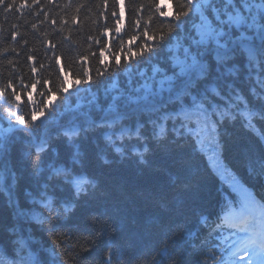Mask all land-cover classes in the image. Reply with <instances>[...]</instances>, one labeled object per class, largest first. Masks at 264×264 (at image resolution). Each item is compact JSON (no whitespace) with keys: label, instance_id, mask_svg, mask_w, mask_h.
I'll return each mask as SVG.
<instances>
[{"label":"snow or ice","instance_id":"snow-or-ice-1","mask_svg":"<svg viewBox=\"0 0 264 264\" xmlns=\"http://www.w3.org/2000/svg\"><path fill=\"white\" fill-rule=\"evenodd\" d=\"M103 2L107 5L108 0ZM118 2L123 4L124 0ZM32 3H38V0H32ZM27 6V0H0V9L5 15L15 14L17 10L22 12ZM145 10L152 12L153 23H165V14L156 5V0H141L135 12ZM112 15L116 16L115 11ZM167 24V29L159 32V41H153L155 46L148 47L146 54L138 55L134 62L116 61L115 69L97 70L94 76L91 71L73 72L74 76L80 77L77 92L83 89L90 93L93 85L107 81L104 99L102 102L91 93L86 108L80 102L70 107L76 115L66 126L59 127L54 136L46 133L42 138L36 135L37 129L45 131L48 128V117L38 121L34 110L31 119L36 123L27 124V115L20 113L27 108L28 101L22 102L23 92H11L5 101L7 107L0 111L9 122L6 128H0V194L5 197L4 203L14 220L30 222L33 209L39 206L41 212L47 211L48 222H67L79 214L80 222L95 225L107 210L92 207L99 181L87 171V153L82 148V142L90 136L99 149L96 159L104 165L112 163L107 155L109 151H114L121 159L127 151L128 155L139 157L138 164L147 167L145 154L152 152L153 145L159 147L167 142L178 150L181 161L196 154L195 144L206 145L207 151L214 153L215 168L231 170L236 177L228 188L221 182L215 197L218 208L231 201L238 209L235 218L239 231L222 235V226L212 229L210 221L218 213L205 208L193 213L194 223L189 226L184 211L188 202L186 195L178 198L150 188L139 190L136 198L151 209L145 222L159 235L158 261L154 260V264H209V260L212 264H264V213L257 216L255 211L257 197L264 201V127H260L264 126V0H183L174 21L168 20ZM31 26L36 27L35 24ZM136 26L143 39L142 29H148L150 25L137 20ZM16 27L13 25L14 29ZM120 31L117 26L116 32ZM10 36L19 39L20 33L13 30ZM135 39L133 36L132 40ZM50 47L53 50L51 59L59 63L60 57L55 55L57 46ZM106 51V46L100 47L101 60ZM162 53V59L155 60ZM92 59L94 56L88 58L89 69ZM35 60V56H27V61ZM80 61L83 69L85 56L82 55ZM65 67L70 69L71 66ZM40 68L43 69V65ZM30 71L36 74L37 68L33 66ZM53 71L56 79L51 84L49 80H42L40 86L49 85L59 91L64 79L60 71L55 68ZM121 75L125 78L123 86L118 79ZM56 81H59L58 85ZM32 87L36 88L37 84L33 83ZM8 88L15 89V77L0 90V97H5ZM63 91L67 94L64 96L67 103L71 92L67 88ZM28 100H32L31 92H28ZM40 104L43 105V99ZM14 105L15 112L12 111ZM230 127L252 135L260 132L257 136L260 150L250 146L241 150L244 175L232 168L225 155L228 149L225 131ZM13 130L24 132L28 137L16 164L11 159L15 144ZM53 139L63 141V153L59 148H53ZM127 144L131 147L126 148ZM189 144L192 145L191 152L185 151ZM25 174L34 181V186L30 191L24 190L22 202L19 183ZM167 175L171 176L168 188L173 192L189 187L191 177L185 175L183 169ZM211 175L214 172H209ZM245 176L259 184V192ZM39 177H44L42 182ZM237 192L241 193L239 199ZM26 204L29 207L24 211ZM181 227L192 240L187 258L173 247L174 229ZM53 235L59 240L58 233ZM20 237L18 224L0 221V245H3L5 256L11 257L0 264H41ZM94 238L97 243L102 241L107 249L95 258L94 264H117L122 259L123 247L110 234L104 239L103 228L94 233ZM160 248L165 249V254L160 253ZM90 250L83 248L77 253L79 264H93L82 255Z\"/></svg>","mask_w":264,"mask_h":264},{"label":"trees","instance_id":"trees-1","mask_svg":"<svg viewBox=\"0 0 264 264\" xmlns=\"http://www.w3.org/2000/svg\"><path fill=\"white\" fill-rule=\"evenodd\" d=\"M140 3L141 0H124L123 18L117 0H108L107 5L103 0H52L51 3L48 0H38L35 4L32 0H27L28 6L22 12L17 10L15 14L5 15L0 9V90H4L15 77V89L8 88L5 97H0V111L7 107L5 101L13 90L23 92L22 102L28 101V103L27 108L20 114L27 115L26 123L29 125L36 123L31 119L34 110L38 121L48 117L46 121L48 128L45 131L36 130V135L43 138L46 133L54 136L59 127L66 126L72 116L76 115L69 110L70 107L80 102L86 108L91 93H95L103 102V89L107 86V81L101 85H93L90 93L83 89L77 92L75 89L78 87L77 81L80 77L72 73L91 71L94 76L97 70L103 72L109 68L115 69L116 61L134 62L138 55L146 54L148 47L155 46L153 41H159V32L167 29L168 20L174 21L183 0H156V5L163 9L166 17V19L161 17L165 19L163 25L159 21L153 23L154 17L151 11L135 12ZM113 11L116 13L115 17L112 15ZM102 13L105 15H101ZM73 17L76 18L75 21ZM53 20L56 21L55 24ZM137 20H141L142 24L150 25V28L142 29L143 39L140 38L141 30L136 26ZM32 24L36 27L32 28ZM13 25L18 27L14 29ZM117 26L121 29L119 33L116 32ZM13 30L20 33L19 39L11 38L10 33ZM133 36H136L135 40H132ZM88 37L93 39L89 40ZM50 45L57 46L55 55L60 57L59 63L51 59L53 50ZM103 46L107 47V51L101 60L100 47ZM29 55L35 56L36 60L27 61ZM82 55L85 56L83 69L80 61ZM163 55L164 53L155 60L162 59ZM93 56L89 69L88 58ZM97 61L100 63L98 64ZM105 61L107 63H104ZM40 65H43V69ZM66 65H70V69L66 68ZM33 66L37 68L36 74L30 71ZM142 66L146 67V65ZM53 68L60 71L61 78L64 79L63 87L59 91H55L49 85L40 86L42 80H49L51 84L56 79ZM118 79L123 86L125 78L121 75ZM33 83L37 84L36 88L32 87ZM56 84L58 85L59 81H56ZM63 88L71 92V98L67 103L64 101V96L67 94L64 93ZM28 92L32 93L30 101ZM12 99L14 100V97ZM42 99L43 105L40 104ZM12 111H16L15 105ZM8 123L6 116L0 115V128H6ZM13 131L14 135L9 134L13 135L15 140L11 159L13 164H16L21 150L26 147L28 137L24 132ZM259 135V131L256 135H252L231 127L225 131V140L228 142L225 155L232 168L237 169L241 175H244L241 150L245 146L260 150L261 143L257 139ZM132 143L134 144L135 141ZM52 145L63 153L62 140L53 139ZM130 147L131 144L126 145V148ZM82 148L87 153V171L99 181V186L94 192L92 207L100 211L107 210V214L100 217L95 225L80 222L79 214L67 222H48L47 211L41 212L39 206L33 209L30 222L24 219L14 220L4 203L5 197L0 194V221L9 225L16 223L20 226V238L33 257L40 259L41 264H79L77 253L83 248L91 249L82 255H86V258L94 264L95 258L107 251L102 241L97 243L94 238V233L101 228L104 231V239L110 234L117 244L123 247L124 255L117 264H154V260L157 261L159 235L146 224L145 217L151 209L146 208L143 202L136 198V193L150 188L154 191L166 192L169 197L175 195L179 198L186 195L188 202L184 211L191 226L194 223L193 213L201 208L216 213L215 192L223 182L221 174L225 175L228 181L236 179L231 170L215 168L214 153L207 151L206 145L195 144L196 154L186 161L179 160L178 150L172 145H167V142L159 147L153 145L152 152L145 154L148 160L147 167L138 164L139 157L128 155L127 151L123 159L114 151H109L107 155L112 163L102 164L96 159L99 149L92 143L91 136L87 141L82 142ZM192 150L191 144L185 149L188 152ZM139 151L143 152V148ZM178 169H183L185 175L191 177V182L187 189L178 188L173 192L168 188L171 176L167 174H175ZM209 172H214V175L209 176ZM38 179L42 182L44 177ZM245 179L249 178L245 176ZM249 183L255 184L256 191L259 192L257 182L249 179ZM33 186L34 181L25 174L19 183L22 202L24 190L30 191ZM56 191L60 190L56 189ZM28 207L29 205L26 204L23 210L27 211ZM210 223L213 229V221L211 220ZM174 230L176 238L173 247L178 254H183L187 258L188 252L191 251L192 240H184L183 227ZM54 232L59 234V240H56ZM163 250L165 249H159L160 252ZM10 259L11 257L4 254L3 245H0V261ZM190 259L194 260L195 257Z\"/></svg>","mask_w":264,"mask_h":264},{"label":"rangeland","instance_id":"rangeland-1","mask_svg":"<svg viewBox=\"0 0 264 264\" xmlns=\"http://www.w3.org/2000/svg\"><path fill=\"white\" fill-rule=\"evenodd\" d=\"M118 4H119L120 12H121V17L123 18L124 17V2L123 4L118 2Z\"/></svg>","mask_w":264,"mask_h":264}]
</instances>
